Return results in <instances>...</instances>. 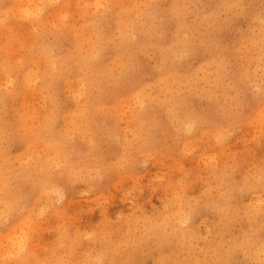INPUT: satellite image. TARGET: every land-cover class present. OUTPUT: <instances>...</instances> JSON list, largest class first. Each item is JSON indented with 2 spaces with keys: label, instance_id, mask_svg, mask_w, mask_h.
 Masks as SVG:
<instances>
[{
  "label": "rangeland",
  "instance_id": "374dc122",
  "mask_svg": "<svg viewBox=\"0 0 264 264\" xmlns=\"http://www.w3.org/2000/svg\"><path fill=\"white\" fill-rule=\"evenodd\" d=\"M28 1L32 2L34 7L35 4L39 2L46 3L47 0ZM24 2L25 0H0V151L4 152L2 153L1 151V158L5 160V165L7 164L6 168L11 170V173L6 170L8 187L11 185L7 189L6 195L9 194L8 197L12 200L14 198L11 199V197L16 192L22 198H18L12 203L14 204L12 209H6L8 215H6V219L4 217L0 218V228L5 227V230L2 229V233L5 234L6 232L7 236L6 239L0 237V258H4L8 264H17L18 261L22 263L25 261L24 264H175L176 262V264H180L185 256H189L188 252L180 245H177V242L175 245L174 242L163 237L166 232L162 228L168 224L167 222L172 220V223L170 222L167 225V228H170L169 230L167 229V232L173 231L174 228L178 234L187 232L184 239L191 244L188 248H192L195 251V255L199 254V257H203L206 260V256L211 254L207 257V262L202 260V264L221 263L217 258L216 260L213 258L215 254L211 252L210 246L217 243L221 248L223 246L224 249H228L231 243H239L243 237H247L249 240V244L245 245V252L242 249H238L232 253L231 257L234 258H230L225 264H264V260H262L264 259V240H262L264 239V234H262V231H264L262 229L264 227V215H262L264 214V203H262L264 202L262 201L264 200L262 198L264 196V183H262L264 182V178H262L264 177V168H262L264 167L262 166L264 165L262 164L264 163V90H262L264 89V0H102V3L99 4L96 3L97 0H49L44 9L42 8L38 15H33L32 17L31 15L28 16L25 11L23 12ZM17 5L20 6V9ZM137 7H142L143 9H138ZM148 7L152 10L147 11ZM56 9L59 12L58 16L53 14ZM135 10L140 11H137L139 13L136 14ZM178 12L181 13L179 14L180 16L177 15ZM131 14L133 17H131ZM3 15L5 16L3 17ZM120 15L124 17H120ZM206 15L208 18H206ZM210 16L212 17L211 19ZM60 17L61 19H58ZM126 17L127 19H125ZM207 19L209 22H207ZM55 21H57L56 24ZM133 24H135V27ZM85 27H89L90 31ZM47 29L48 31H46ZM122 29L127 34H124ZM150 30L153 33H150ZM84 31L87 32L88 40ZM190 32L191 34H189ZM81 33L83 34L81 35ZM98 33L104 36H98ZM175 33L181 35L178 36ZM90 34L91 37H89ZM132 35L134 38L136 37L135 40ZM58 37L59 39H57ZM98 42L100 43L99 45ZM122 42L124 43L121 44ZM125 44L130 45L132 48L128 47V45H126L127 47L124 46ZM198 44L199 46H196ZM84 46L91 48L88 50ZM103 46L104 48H102ZM172 46L175 47L173 48ZM181 47H184V49ZM191 47L193 48L191 49ZM83 48L89 52L83 50ZM109 48L111 51L113 50V53L109 51ZM182 50H184V53ZM79 51L80 54H78ZM137 51L138 53L140 52V56L137 55ZM98 52L100 53L98 54ZM92 53L93 55H91ZM126 53H128V57ZM252 53L253 55H251ZM161 56L164 57V61ZM90 57L94 59H90ZM99 57L102 58L100 59ZM223 57L224 59H222ZM45 58L59 62L63 59H69L70 64L67 66L69 71L65 70L67 79L66 76L62 79L53 74V80L56 78L52 82H57L58 84H52L51 82L48 85H46L43 77L36 81L33 80L32 78L38 75L39 72V75L45 74L43 62ZM78 59L89 60L88 62L92 65L94 63L93 66L100 64L103 68H107V72L112 71V74L110 73L112 77L104 80L101 79L100 73L95 75V72H93L91 73L92 79L94 76L97 78L98 75L99 78H97L95 84L91 85L92 83H88L87 80L88 75H83L82 71L79 70L80 67L76 63ZM129 59L133 62L130 63ZM171 59L174 61L173 63ZM116 66L120 67L116 68ZM137 66L139 67L137 68ZM10 68H12L11 72L8 73ZM129 71L133 78L129 77ZM124 75L126 76L124 77ZM122 77L123 79H121ZM164 77L166 79L169 78L167 79V84L170 85V90L163 88ZM42 79L44 83H42ZM130 79L131 81L129 82ZM136 79H138V82H135ZM195 80L198 81V85ZM82 81L86 85H80L83 83ZM100 81H102V84H100ZM108 82L111 83L108 84ZM68 83L69 85H67ZM126 83L129 84L127 85ZM193 83L195 84L194 86L192 85ZM53 85L54 87L52 88ZM174 85H176V88ZM93 87L94 91L92 92ZM182 88L184 92H182ZM191 90L193 91L191 92ZM208 91L209 93H207ZM82 92H85L83 93L84 95ZM90 94L92 96L93 94L95 95L92 97ZM111 95L113 97L110 98ZM138 96L145 98L143 103ZM99 97L102 99L101 101ZM134 97H138L137 99L141 103L138 104L139 100L134 99ZM175 97V102H172L171 99H175ZM178 97L181 99L180 101ZM183 97L188 100H184ZM121 98L122 100L125 99L124 102L121 101ZM128 98L129 101H134L135 105L131 101L126 104ZM156 98L157 100H155ZM148 100L150 105L144 104ZM185 101L187 103L190 101L192 104L188 105ZM159 102L160 104H158ZM176 102H178L177 105ZM142 104V108H147L145 109L146 112L141 109ZM186 104L189 109L185 106ZM87 105L88 107H96L101 114H97L99 111L95 112L96 108L91 114L90 112L87 113V109L84 108ZM220 105H223V109ZM136 107L137 109H135ZM180 108L184 109L180 110ZM138 109L141 112L143 111L139 119L134 116L135 111L141 113ZM81 110L84 113L79 118ZM177 112L179 115L181 112L183 118L181 115H177ZM166 113L170 119H168ZM91 115L99 116L95 117V120L91 118L85 120V117H91ZM201 117H204V121ZM191 118L195 119L196 125L193 126V129L187 126L188 129L186 127L183 131L182 124ZM173 120L176 124L173 123ZM207 120L211 121L208 123ZM91 121L94 122L91 123ZM96 122L98 124L94 125ZM90 123L92 126L89 125ZM148 124L151 126L149 127ZM139 126L146 129L143 130ZM94 127V132H92ZM90 128L92 129L90 130ZM132 130L134 131L132 132ZM140 131L143 133H140ZM137 133L140 135H137ZM188 141L192 143L189 144ZM191 148L193 151H191ZM224 155H226L225 160ZM195 162L197 163L195 164ZM253 163L256 164L254 165ZM252 168L254 169L252 170ZM256 171H259V173ZM160 175H162V178ZM40 180L42 182H39ZM254 180H257L256 183L258 184H256V187H259L258 190H253L255 188L252 187V189L250 185H247L248 183L245 184L249 181L253 183ZM244 184L248 188L245 189L243 187ZM51 185H56V188L52 189L53 191L50 190ZM240 188H243L241 193L239 191ZM21 190L23 191L21 192ZM22 193L24 194L23 196ZM0 196H2L1 193ZM259 198L262 200L257 201ZM19 199L21 203H19ZM204 199L205 201H203ZM255 199H257V202H255ZM247 203L249 204L246 205ZM229 204L231 205L230 207L228 206ZM258 205L261 209H258ZM248 206L249 208L247 209ZM231 207L235 210L237 209V214L232 213L233 209ZM219 209L222 213L219 212ZM257 209L259 212L256 211ZM13 214H15V217ZM220 214L225 216V220L221 219ZM244 214L246 216L243 217ZM25 218L29 222L24 224L22 219L25 220ZM176 220H179L178 223L175 222ZM253 220H255L254 223ZM235 222L236 224H234ZM161 224L163 226L160 229L158 226ZM176 224L179 226L177 227ZM255 227L260 228L258 231L260 236H262L261 238L253 237ZM14 232L18 233L15 234ZM19 232L21 237L18 236ZM18 237L22 241H17ZM10 238L11 240H9ZM66 240L68 243H66ZM258 240L260 241L258 242ZM23 242L26 245L24 247L25 252L22 250L23 246L20 248V244L22 243L21 245H23ZM251 242L252 244H250ZM17 244L19 250H21L19 252ZM248 247L249 249H247ZM180 248L182 249L180 250ZM1 256L4 257L2 258ZM211 258L215 261L214 263Z\"/></svg>",
  "mask_w": 264,
  "mask_h": 264
},
{
  "label": "bare ground",
  "instance_id": "6f19581e",
  "mask_svg": "<svg viewBox=\"0 0 264 264\" xmlns=\"http://www.w3.org/2000/svg\"><path fill=\"white\" fill-rule=\"evenodd\" d=\"M20 1H21V0H20ZM33 1H34V0H33ZM41 1H45V0H41ZM47 1H49V0H47ZM47 1H46V3H44V2H39V3L35 4V6L33 7V6H32V5H33L32 2H30V1H28V0H25V2H24V6H23V8H24V9H23V12L25 11V12L28 14V16L31 15V17H32L33 15H38V13H40V11L42 10V8L44 9L45 5H47V3H49V2H47ZM56 1H57V0H56ZM130 1H131V0H130ZM203 1H204V0H203ZM214 1H215V0H214ZM253 1H254V0H253ZM17 2H18V1H17ZM85 2H86V1H85ZM153 2H154V1H153ZM158 2H159V1H158ZM193 2H194V1H193ZM193 2H192V3H193ZM200 2H201V1H200ZM246 2H247V1H246ZM246 2H245V3H246ZM18 3H20V2H18ZM41 3H42V5H40ZM54 3H55V2H54ZM83 3H84V2H83ZM96 3H98V4H99V3H102V0H97ZM116 3H117V2H116ZM116 3H115V4H116ZM155 3H156V2H155ZM15 4H16V3H15ZM74 4H75V3H74ZM142 4H143V3H142ZM144 4H145V3H144ZM200 4H201V3H200ZM208 4H209V3H208ZM210 4H211V3H210ZM12 5H13V4H12ZM50 5H51V4H50ZM82 5H83V4H82ZM117 5H118V3H117ZM154 5H155V4H154ZM239 5H240V4H239ZM244 5H246V4H244ZM17 6H19V5H17ZM100 6H101V5H100ZM170 6H171V5H170ZM212 6H213V5H212ZM35 7H36V8H35ZM97 7H98V6H97ZM102 7H103V5H102ZM115 7H116V6H115ZM115 7H114V8H115ZM144 7H145V6H144ZM146 7H147V6H146ZM11 8H12V7H11ZM58 8H60V7H58ZM70 8H72V7H70ZM75 8H76V7H75ZM83 8H85V7H83ZM103 8H104V7H103ZM116 8H117V7H116ZM137 8H138V7H137ZM141 8H142V7H141ZM141 8H138V9H141ZM153 8H154V7H153ZM187 8H188V7H187ZM196 8H197V7H196ZM203 8H204V7H203ZM2 9H3V8H2ZM19 9H20V6H19ZM45 9H46V8H45ZM135 9H136V8H135ZM142 9H143V8H142ZM238 9H239V8H238ZM248 9H249V8H248ZM15 10H16V8H15ZM59 10H60V9H59ZM84 10H85V9H84ZM132 10H133V9H132ZM148 10L151 11L152 9L148 7L147 11H148ZM43 11H44V10H43ZM55 11H56V13H55ZM55 11H54L53 14H55V15L58 16V14H59L58 10L56 9ZM63 11H64V9H63ZM68 11L70 12V10H68ZM87 11H88V10H87ZM105 11H106V10H105ZM135 11H136V10H135ZM135 11H134V12H135ZM137 11H140V10H137ZM137 11H136V14L139 13V12L137 13ZM243 11H244V10H243ZM246 11H247V10H246ZM57 12H58V13H57ZM98 12H99V11H98ZM100 12H101V11H100ZM201 12H202V11H201ZM18 13H19V12H18ZM60 13H61V12H60ZM67 13H68V12H67ZM85 13H86V12H85ZM120 13H121V12H120ZM131 13H132V12H131ZM173 13H174V11H173ZM230 13H231V11H230ZM237 13H238V12H237ZM244 13H245V12H244ZM0 14H1V13H0ZM50 14H51V13H50ZM79 14H80V13H79ZM91 14H92V13H91ZM98 14H99V13H98ZM98 14H97V15H98ZM128 14H129V13H128ZM179 14H181V13L178 12L177 15L180 16ZM88 15H89V14H88ZM88 15H87V16H88ZM111 15H112V14H111ZM133 15H135V14H133ZM217 15H218V13H217ZM234 15H235V14H234ZM234 15H233V16H234ZM246 15H247V14H246ZM4 16H5V15H3V17H4ZM15 16H16V15H15ZM42 16H43V15H42ZM51 16H52V15H51ZM89 16H91V15H89ZM94 16H95V15H94ZM99 16H101V15H99ZM121 16H122V15H120V17H121ZM127 16H128V15H127ZM135 16H136V15H135ZM137 16H138V15H137ZM151 16H152V15H151ZM151 16H150V17H151ZM178 16H176V17H178ZM206 16H207V15H206ZM212 16H213V15H212ZM85 17H86V16H85ZM96 17H97V16H96ZM96 17H95V18H96ZM112 17H113V16H112ZM122 17H124V16H122ZM131 17H133L132 14H131ZM148 17H149V14H148ZM160 17H161V16H160ZM182 17H183V16H182ZM182 17H181V18H182ZM231 17H232V16H231ZM43 18H44V17H43ZM46 18H47V17H46ZM50 18H51V17H50ZM87 18H88V17H87ZM89 18H90V17H89ZM114 18H115V17H114ZM145 18H146V17H145ZM145 18H144V20H145ZM185 18H186V17H185ZM206 18H208V16H207ZM211 18H212V17L210 16V19H211ZM1 19H2V18H1ZM8 19H9V18H8ZM41 19H42V18H41ZM41 19H40V20H41ZM47 19H48V18H47ZM58 19H61V17L58 18ZM74 19H75V18H74ZM78 19H79V18H78ZM91 19H92V18H91ZM98 19H99V18H98ZM101 19H102V17H101ZM125 19H127V17H126ZM156 19H157V18H156ZM158 19H159V18H158ZM182 19H183V18H182ZM202 19H203V18H202ZM4 20H5V18H4ZM33 20H34V19H33ZM55 20H56V19H55ZM87 20H88V19H87ZM103 20H104V19H103ZM133 20H134V19H133ZM137 20H138V19H137ZM204 20H205V19H204ZM0 21H1V20H0ZM67 21H68V20H67ZM82 21H83V20H82ZM94 21H96V20H94ZM99 21H100V20H99ZM174 21H175V20H174ZM217 21H218V20H217ZM38 22L40 23V21H38ZM38 22H36V23L38 24ZM123 22H124V21H123ZM125 22H126V21H125ZM130 22H131V21H130ZM150 22H151V21H150ZM176 22H178V21H176ZM179 22H180V21H179ZM207 22H209L208 19H207ZM255 22H256V21H255ZM2 23H3V21H2ZM36 23H35V24H36ZM56 23H57V21H55V24H56ZM63 23H65V22H63ZM78 23H79V22H78ZM93 23H94V22H93ZM96 23H98V22H96ZM96 23H95V24H96ZM132 23H133V22H132ZM180 23H181V22H180ZM183 23H184V22H183ZM232 23H233V22H232ZM16 24H17V23H16ZM21 24H22V23H21ZM32 24H33V23H32ZM85 24H86V23H85ZM98 24H99V23H98ZM98 24H97V25H98ZM115 24H116V23H115ZM136 24H137V22H136ZM141 24H142V23H141ZM150 24H151V23H150ZM150 24H149V25H150ZM155 24H156V23H155ZM172 24H173V23H172ZM184 24H185V23H184ZM8 25H9V24H8ZM27 25H28V24H27ZM38 25H39V24H38ZM61 25H62V24H61ZM64 25H65V24H64ZM71 25H72V24H71ZM89 25H90V23H89ZM133 25H134V27H135V24H133ZM175 25H176V24H175ZM179 25H181V24H179ZM190 25H191V24H190ZM208 25H209V24H208ZM17 26H18V25H17ZM20 26H21V25H20ZM31 26H32V25H31ZM40 26H41V25H40ZM69 26H70V25H69ZM101 26H102V25H101ZM101 26H99V27H101ZM177 26H178V24H177ZM181 26H182V25H181ZM183 26H184V25H183ZM57 27H58V26H57ZM99 27H95V28L98 29ZM120 27H122V26H120ZM134 27H133V28H134ZM147 27H148V26H147ZM202 27H203V26H202ZM19 28H20V27H19ZM33 28H35V27H33ZM44 28H45V27H44ZM85 28H86V27H85ZM88 28H89V27H88ZM88 28H86V29L89 30ZM150 28H151V27H150ZM150 28H149V29H150ZM183 28L185 29V27H183ZM226 28H227V27H226ZM22 29H23V28H22ZM59 29H61V28H59ZM62 29H63V28H62ZM92 29H93V28H92ZM127 29H128V28H127ZM127 29H125V30H127ZM134 29H135V28H134ZM162 29H163V28H162ZM188 29H189V28H188ZM188 29H187V30H188ZM190 29H191V28H190ZM203 29H204V28H203ZM20 30H21V29H20ZM20 30H19V31H20ZM74 30H75V29H74ZM99 30H100V29H99ZM103 30H104V29H103ZM135 30H137V29H135ZM152 30H153V29H152ZM180 30H181V28H180ZM180 30H179V31H180ZM33 31H34V30H33ZM41 31H42V30H41ZM46 31H48V29H47ZM60 31H61V30H60ZM60 31H59V33H61ZM65 31H66V30H65ZM70 31H71V30H70ZM85 31H86V30H85ZM85 31H84V32H85ZM89 31H90V30H89ZM89 31H88V32H89ZM122 31H124V30L122 29ZM130 31H131V30H130ZM176 31H178V30H176ZM183 31L185 32V30H183ZM219 31H220V30H219ZM219 31H218V32H219ZM135 32H136V31H135ZM141 32H142V31H141ZM181 32H182V30H181ZM220 32H221V31H220ZM59 33H57V34H59ZM64 33H65V32H64ZM74 33H75V32H74ZM123 33H124V34H127L126 31H124ZM129 33H130V32H129ZM131 33H132V32H131ZM139 33H140V32H139ZM142 33H143V32H142ZM150 33H153V31L151 32V30H150ZM186 33H187V32H186ZM21 34H22V32H21ZM67 34H68V33H67ZM67 34H66V35H67ZM82 34H83V33H81V35H82ZM88 34H89V33H88ZM95 34H96V33H95ZM124 34H123V35H124ZM136 34H137V33H136ZM155 34H156V33H155ZM175 34H177V33H175ZM189 34H191V32H190ZM189 34H188V35H189ZM30 35H31V34H30ZM42 35H43V34H42ZM62 35H63V34H62ZM70 35H71V34H70ZM77 35H78V34H77ZM96 35H97V34H96ZM96 35H95V36H96ZM101 35H103V34H101ZM101 35H99V33H98V36H101ZM142 35H143V34H142ZM153 35H154V34H153ZM177 35L180 36L181 34H180V35L177 34ZM186 35H187V34H186ZM17 36H18V35H17ZM32 36H34V35H32ZM38 36H39V34H38ZM92 36H94V35H92ZM103 36H104V35H103ZM126 36H127V35H126ZM129 36H130V35H129ZM138 36H139V35H138ZM189 36H190V35H189ZM70 37H71V36H70ZM72 37L74 38V36H72ZM75 37H76V36H75ZM83 37H84V36H83ZM85 37H86V39H87V37H88V36H87V32H85ZM85 37H84V38H85ZM89 37H91V34H90ZM105 37H106V36H105ZM119 37H120V36H119ZM130 37H131V36H130ZM132 37H133V35H132ZM143 37H144V36H143ZM182 37H183V36H182ZM197 37H198V36H197ZM35 38H36V37H35ZM62 38H64V37H62ZM102 38L104 39V37H102ZM128 38H129V37H128ZM133 38H134V37H133ZM180 38H181V37H180ZM57 39H59V37H58ZM77 39H78V38H77ZM89 39H91V38H89ZM126 39H127V38H126ZM130 39H131V38H130ZM135 39H136V37L134 38V40H135ZM146 39H147V38H146ZM149 39H150V38H149ZM188 39H189V38H188ZM194 39H196V38H194ZM200 39H202V38H200ZM227 39H228V37H227ZM15 40H16V39H15ZM87 40H88V39H87ZM87 40H86V43H87ZM101 40H102V39H101ZM101 40H99V41L101 42ZM107 40H108V39H107ZM182 40H183V39H182ZM192 40H193V39H192ZM192 40H191V43H192ZM31 41H32V40H31ZM35 41H36V40H35ZM102 41H103V40H102ZM131 41H132V40H131ZM136 41H137V40H136ZM186 41H187V40H186ZM188 41H189V40H188ZM194 41H195V40H194ZM199 41H200V40H199ZM227 41H228V40H227ZM74 42H75V41H74ZM74 42H73V43H74ZM88 42H89V41H88ZM129 42H130V41H129ZM132 42H133V41H132ZM189 42H190V41H189ZM189 42H188V43H189ZM200 42H202V41H200ZM254 42H255V41H254ZM36 43H37V42H36ZM56 43H57V42H56ZM86 43H85V45H86ZM123 43H124V42H122L121 44H123ZM134 43H135V42H134ZM177 43H178V42H177ZM179 43H180V42H179ZM198 43H199V42H198ZM202 43H203V42H202ZM202 43H200V45H202ZM215 43H216V42H215ZM228 43H229V42H228ZM59 44H60V43H59ZM77 44H78V42H77ZM87 44H88V43H87ZM94 44H95V42H94ZM96 44H97V43H96ZM99 44H100V43L98 42V45H99ZM101 44H103V43H101ZM115 44H116V42H115ZM115 44H114V45H115ZM128 44H129V43H128ZM128 44H125L124 46H126V45H128ZM130 44H131V42H130ZM135 44H136V43H135ZM184 44H185V41H184ZM196 44H197V43H196ZM218 44H219V43H218ZM78 45H79V44H78ZM90 45H91V44H90ZM98 45H97V46H98ZM104 45H105V44H104ZM109 45H110V44H109ZM131 45H132V44H131ZM173 45H174V43H173ZM177 45H179V44H177ZM177 45H176V47H177ZM187 45H188V44H187ZM194 45H195V44H194ZM216 45H217V43H216ZM219 45H220V44H219ZM26 46H27V45H26ZM79 46H80V45H79ZM101 46H102V45H101ZM105 46H106V45H105ZM133 46H136V45H133ZM158 46H160V45H158ZM158 46H157V47H158ZM169 46H171V45L169 44ZM181 46H183V44H181ZM192 46H193V45H192ZM196 46H199V44L196 45ZM228 46H229V45H228ZM4 47H5V46H4ZM57 47H58V45H57ZM73 47H74V46H73ZM84 47L87 48V46H84ZM111 47H112V44H111ZM111 47H110V48H111ZM126 47H127V46H126ZM128 47H131V46L128 45ZM137 47H138V44H137ZM141 47H142V46H141ZM141 47H140V48H141ZM157 47H156V48H157ZM172 47H173V46H172ZM174 47H175V46H174ZM174 47H173V48H174ZM242 47H243V46H242ZM45 48H46V47H45ZM45 48H44V49H45ZM89 48H91V47L88 46L87 49L89 50ZM96 48H97V47H96ZM102 48H104V46H103ZM110 48H109V51L113 53V50L111 51L112 48H111V49H110ZM114 48H115V46H114ZM121 48H123V46H121ZM124 48H125V47H124ZM131 48H132V47H131ZM134 48H135V47H134ZM178 48L180 49L179 46H178ZM181 48H182V47H181ZM192 48H193V47H191V49H192ZM198 48H199V47H198ZM198 48H197V50H198ZM206 48H207V47H206ZM217 48H218V47H217ZM12 49H13V48H12ZM25 49H26V48H25ZM74 49H75V48H74ZM87 49H84V48H83V50H86V51H87ZM92 49H93V50H96V49H94V48H92ZM99 49H100V47H99ZM125 49H126V48H125ZM125 49H124V50H125ZM128 49H129V48H128ZM142 49H143V48H142ZM142 49H141V50H142ZM168 49L170 50V48H168ZM175 49H177V48H175ZM182 49H184V47H183ZM186 49H187V48H186ZM189 49H190V48H189ZM191 49H190V50H191ZM195 49H196V48H195ZM208 49H209V48H208ZM208 49H207V50H208ZM26 50H27V49H26ZM48 50H49V49H48ZM52 50H53V49H52ZM72 50H73V49H72ZM72 50H71V52H72ZM97 50H98V49H97ZM114 50H115V49H114ZM121 50H122V49H121ZM135 50H137V49H135ZM144 50H145V49H144ZM144 50H143V53H144ZM177 50H178V49H177ZM190 50H189V51H190ZM246 50H247V49H246ZM50 51H51V50H50ZM57 51H58V50H57ZM61 51H62V50H61ZM86 51H85V52H86ZM139 51H140V50H139ZM170 51H171V50H170ZM174 51H175V50H174ZM182 51H183V53H184V50H182ZM185 51H186V50H185ZM193 51L196 52V50H194V49H193ZM242 51H243V50H242ZM13 52H14V51H13ZM29 52H30V51H29ZM37 52H38V51H37ZM45 52H46V51H45ZM85 52H84V53H85ZM87 52H89V51H87ZM133 52H135V51H133ZM148 52H149V51H148ZM180 52H181V51H180ZM221 52H222V51H221ZM2 53H3V52H2ZM50 53H52V52H50ZM99 53H100V52H98V54H99ZM112 53H111V54H112ZM114 53H115V52H114ZM135 53H136V52H135ZM137 53H138V51H137ZM139 53H140V52H139ZM139 53H138L137 55H139ZM149 53H150V52H149ZM185 53H186V52H185ZM190 53H191V52H190ZM202 53H203V52H202ZM207 53H208V52H207ZM14 54H15V53H14ZM44 54H46V53H44ZM52 54H53V53H52ZM78 54H80V51H79ZM81 54H82V53H81ZM141 54H142V53H141ZM158 54H159V53H158ZM158 54H157V55H158ZM160 54H161V53H160ZM177 54H178V53H177ZM245 54H246V53H245ZM46 55H47V54H46ZM67 55H69V54H67ZM91 55H93V53H92ZM91 55H90V56H91ZM94 55H95V54H94ZM115 55H116V54H115ZM115 55H114V56H115ZM127 55H128V53H126V56H127ZM133 55L136 57L135 54H133ZM133 55H132V56H133ZM147 55H149V54L147 53ZM180 55L182 56V54H180ZM223 55H224V54H223ZM230 55H231V54H230ZM236 55H237V54H236ZM251 55H253V53H252ZM23 56H24V55H23ZM32 56H33V54H32ZM59 56H60V55H59ZM80 56H82V55H80ZM86 56H87V55H86ZM88 56H89V54H88ZM101 56H102V55H101ZM124 56H125V54H124ZM139 56H140V55H139ZM221 56H222V55H221ZM241 56H242V55H241ZM243 56H244V55H243ZM77 57H79V56H77ZM97 57H98V56H97ZM112 57H113V56H112ZM127 57H128V56H127ZM127 57H126V59L128 60ZM153 57H154V56H153ZM158 57H159V55H158ZM161 57H162V56H161ZM161 57H160V58H161ZM219 57H220V56H219ZM28 58H29V57H28ZM28 58H27V59H28ZM33 58H34V57H33ZM52 58H53V57H52ZM65 58H67V57H65ZM74 58H76V57H74ZM82 58H83V57H82ZM86 58H87V57H86ZM92 58H93V57H92ZM92 58L90 57V59H92ZM99 58H100V57H99ZM101 58H102V57H101ZM101 58H100V59H101ZM124 58H125V57H124ZM124 58H123V59H124ZM132 58L134 59V57H132ZM137 58H138V57H137ZM162 58H163V61H164V57H162ZM171 58H172V57H171ZM174 58H176V57H174ZM227 58H228V57H227ZM71 59H72V58H71ZM76 59H77V58H76ZM93 59H94V58H93ZM97 59H98V58H97ZM121 59H122V58H121ZM139 59H141V58H139ZM139 59H138V60H139ZM144 59H145V58H144ZM155 59H156V58H155ZM165 59H166V58H165ZM167 59H168V58H167ZM169 59H170V58H169ZM222 59H224V57H223ZM13 60H14V59H13ZM58 60H59V59H58ZM74 60H75V59H74ZM127 60H126V61H127ZM129 60H130V59H129ZM159 60H160V59H159ZM161 60H162V59H161ZM173 60H174V59H173ZM219 60H220V59H219ZM244 60H245V59H244ZM19 61H20V60H19ZM21 61H22V60H21ZM34 61H35V60H34ZM61 61H62V62H61ZM61 61L59 62V61H57V60H53V59L49 60V59L45 58V59L43 60V62H44V66H45V68H44V70H45L44 73H45V74H44V75H39L40 72L38 73V75L32 74V75H35L32 79L36 81V80L40 79L41 77H43V79H44L46 85H48L49 83L52 82L53 77H54L53 74L56 75V77H59V78L64 79L63 77H65L66 74H67V72L65 73V70H66V71H67V70L69 71V68L67 69V66L70 64V60H69V59H68V60L63 59V60H61ZM88 61H89V60H86V59H78V62H76L77 65H78V67H80L79 70L82 71L83 75H88V77H87L88 83H90V84L92 83L91 85L95 84V82L97 81V78H99V77H98L99 75L102 77L101 79H104V80L107 79L108 77H112V75H111V74H112V73H111L112 71H111V72H109V71L107 72V70H106L107 68H103V66H101L100 64H97L96 66H93L94 63H93V65H92V64L89 63ZM139 61H140V60H139ZM168 61H169V60H168ZM168 61H167V62H168ZM171 61H172V59H171ZM176 61H177V60H176ZM43 62H42V63H43ZM102 62H103V61H102ZM111 62H112V61H111ZM111 62H109V63H111ZM115 62H116V60H115ZM115 62H113V64H115ZM120 62H122V61L120 60ZM131 62H133V61L130 60V63H131ZM158 62H159V61H158ZM173 62H174V61H172V63H173ZM16 63H17V62H16ZM95 63H96V62H95ZM130 63H127V64H130ZM136 63H137V62H136ZM143 63H144V62H143ZM165 63H166V62H165ZM210 63H211V62H210ZM122 64H123V63H122ZM134 64H135V63H134ZM138 64H139V63H138ZM138 64H137V65H138ZM157 64H158V63H157ZM160 64H162V63L160 62ZM163 64H164V62H163ZM167 64H169V63H167ZM230 64H231V63H230ZM22 65H23V64H22ZM75 65H76V64H75ZM75 65H74V66H75ZM99 65H100V66H99ZM173 65H174V64H173ZM173 65H172V66H173ZM97 66H99V67H97ZM114 66H115V65H114ZM121 66H122V65H121ZM123 66H125V65L123 64ZM123 66H122V67H123ZM127 66H128V65H127ZM134 66H135V65H134ZM157 66H158V65H157ZM159 66H160V65H159ZM12 67H13V66H12ZM95 67H97V68H95ZM112 67H113V66H112ZM117 67H120V66H116V68H117ZM125 67H126V66H125ZM131 67H133V66H131ZM138 67H139V66H137V68H138ZM164 67H165V66H164ZM164 67H163V68H164ZM175 67H176V66H175ZM256 67H257V66H256ZM72 68H73V67H72ZM76 68H77V67H76ZM93 68H95V69H93ZM220 68H221V67H220ZM11 69H12V68L8 69V70H9L8 73L11 72ZM74 69H75V68H74ZM158 69H159V68H158ZM172 69H173V68H172ZM253 69H254V68H253ZM70 70H71V68H70ZM112 70H113V68H112ZM119 70H120V69H119ZM139 70H140V69H139ZM80 71H79V72H80ZM115 71H116V70H115ZM120 71H121V70H120ZM127 71H128V70H127ZM72 72H74V71H72ZM93 72H95V75H96L97 73H100V74L97 76V78L94 76L93 79H92V76H91L92 74H91V73H93ZM122 72H124V71H122ZM215 72H216V71H215ZM255 72H256V71H255ZM13 73H14V72H13ZM70 73H71V71H70ZM110 73H111V74H110ZM113 73H114V72H113ZM129 73H130V71H129ZM10 74H11V73H10ZM68 74H69V73H68ZM75 74H76V73H75ZM116 74H117V73H116ZM120 74H121V73H120ZM14 75H16V74H14ZM32 75H31V76H32ZM121 75H122V74H121ZM128 75H130L129 77H131V73L128 74ZM128 75H127V76H128ZM132 75H133V74H132ZM156 75H157V74H156ZM254 75H255V74H254ZM10 76H11V75H10ZM76 76H77V75H76ZM118 76H119V73H118ZM125 76H126V75H124V77H125ZM133 76H134V75H133ZM218 76H220V75H218ZM17 77H18V75H17ZM56 77H55V78H56ZM114 77H115V76H114ZM120 77H121V76H120ZM175 77H176V76H175ZM251 77H252V76H251ZM55 78H54L53 81H55ZM115 78H116V77H115ZM131 78H133V77H131ZM142 78H143V77H142ZM181 78H182V76H181ZM181 78H180V80H181ZM214 78H215V77H214ZM43 79H42V83H44ZM66 79H67V76H66ZM110 79H111V78H110ZM112 79H113V78H112ZM116 79H117V78H116ZM119 79H120V78H119ZM121 79H123V77H122ZM167 79H169V78H167ZM167 79H166L165 77L163 78V88H165V89H169V87H170V85L167 84V83H168V82H167ZM28 80H29V79H28ZM80 80H81V79H80ZM82 80L84 81V79H82ZM98 80H99V79H98ZM107 80H108V79H107ZM107 80H106V81H107ZM180 80H179V81H180ZM31 81H32V80H31ZM62 81H63V80H62ZM68 81H69V80H68ZM83 81H82V82H83ZM102 81H103V80H102ZM102 81H100V84H102ZM106 81H105V83H106ZM109 81H111V80H109ZM114 81H115V79H114ZM126 81H127V80H126ZM130 81H131V79L129 80V82H130ZM66 82H67V81H66ZM74 82H75V81H74ZM79 82H81V81H79ZM135 82H138V79H136ZM170 82H171V81H170ZM195 82H197V85L199 84L198 81L195 80ZM195 82H194V83H195ZM11 83H12V82H11ZM34 83H35V82H34ZM53 83L56 84L57 82H52V84H53ZM72 83H73V82H72ZM103 83H104V82H103ZM105 83H104V84H105ZM109 83H111V82H108V84H109ZM113 83H114V82H113ZM113 83H112V84H113ZM133 83H134V82H133ZM161 83H162V82H161ZM194 83L192 84L193 86L195 85ZM57 84H58V83H57ZM77 84H78V83H77ZM104 84H103V86H104ZM108 84H107V85H108ZM126 84H127V83H126ZM128 84H129V83H128ZM128 84H127V85H128ZM131 84H132V83H131ZM172 84H174V83H172ZM42 85H43V84H42ZM44 85H45V84H44ZM46 85H45V87H46ZM67 85H69V83H68ZM80 85H83V86H84V85H86V84H85V82H83V83L80 84ZM110 85H111V84H110ZM113 85H114V84H113ZM154 85H155V84H154ZM177 85H179V84H177ZM218 85H219V84H218ZM36 86H37V85H36ZM83 86H82V87H83ZM99 86H100V85H99ZM99 86H98V87H99ZM105 86H106V85H105ZM111 86H112V85H111ZM115 86H116V85H115ZM124 86H125V85H124ZM131 86H132V85H131ZM172 86H173V85H172ZM181 86L183 87V85H181ZM188 86H189V84H188ZM190 86H191V85H190ZM200 86H202V85H200ZM53 87H54V85L52 86V88H53ZM70 87H72V86H70ZM70 87H69V88H70ZM86 87H87V86H86ZM91 87H92V86H91ZM118 87H119V85H118ZM121 87H123V86L121 85ZM126 87L129 88L130 86H126ZM151 87H152V86H151ZM151 87H150V88H151ZM174 87L176 88V85H174ZM227 87H228V86H227ZM227 87H226V89H227ZM18 88H19V87H18ZM49 88H50V87H49ZM106 88L108 89V87H106ZM113 88H114V87H113ZM119 88H120V87H119ZM123 88H124V87H123ZM155 88H156V87H155ZM178 88H179V87H178ZM183 88H184V87H183ZM183 88H182L181 90H183ZM194 88H195V87H194ZM197 88H198V87H197ZM67 89H68V88H67ZM81 89H82V88H81ZM88 89H89V88H88ZM92 89H93V90H92ZM92 89H91V90H92V92H93V91H94V87H93ZM99 89H100V88H99ZM102 89H103V88H102ZM115 89H116V88H115ZM145 89H146V88H145ZM145 89H144V90H145ZM153 89H154V88H153ZM209 89H210V88H209ZM209 89H208V90H209ZM232 89H233V88H232ZM234 89H235V88H234ZM256 89H257V88H256ZM82 90H83V89H82ZM100 90H101V89H100ZM123 90H124V89H123ZM144 90H143V91H144ZM169 90H170V89H169ZM169 90H168V91H169ZM171 90H172V89H171ZM176 90H177V89H176ZM181 90H180V91H181ZM188 90H189V89H188ZM210 90H212V89H210ZM210 90H209V91H210ZM262 90H264V89H262ZM83 91H85V90H83ZM104 91H105V89H104ZM106 91H107V90H106ZM113 91H116V90H113ZM113 91H112V94H113ZM125 91H126V88H125ZM146 91H148V90H146ZM180 91H178V92H180ZM192 91H193V90H191V92H192ZM194 91H195V90H194ZM199 91H201V90L199 89ZM209 91H208L207 93H209ZM235 91H236V90H235ZM4 92L6 93V91H4ZM45 92H46V91H45ZM72 92H73V91H72ZM123 92H124V91H123ZM150 92H151V90H150ZM159 92H160V90H159ZM182 92H184V90H183ZM182 92H181V94H182ZM191 92H190V93H191ZM201 92H202V91H201ZM211 92H212V91H211ZM211 92H210V93H211ZM258 92H259V91H258ZM83 93H85V92H82V94H83ZM96 93L98 94L97 91H96ZM100 93H101V92H100ZM108 93H109V92H108ZM155 93H156V92H155ZM155 93H154V94H155ZM168 93H169V92H168ZM170 93H171V92H170ZM231 93H232V92H231ZM37 94H38V93H37ZM80 94H81V93H80ZM115 94H116V93H115ZM154 94H153V96H154ZM178 94H179V93H178ZM196 94H197V93H196ZM200 94H201V93H200ZM226 94H227V93H226ZM255 94H256V93H255ZM1 95H2V94H1ZM83 95H84V94H83ZM90 95H91V94H90ZM90 95H89V96H90ZM94 95H95V94H93V96H94ZM98 95H99V94H98ZM108 95H109V94H108ZM160 95H162V94H160ZM167 95H168V94H167ZM169 95L174 96V95H172V94H169ZM50 96H51V95H50ZM91 96H92V95H91ZM93 96H92V97H93ZM113 96H114V94H113ZM113 96L111 95L110 98L113 97ZM153 96H152V98H153ZM163 96H164V95H163ZM175 96H176V95H175ZM177 96H178V95H177ZM185 96H186V95H185ZM224 96H225V95H224ZM33 97H34V96H33ZM38 97H39V96H38ZM75 97H76V96H75ZM80 97H81V96H80ZM102 97H103V96H102ZM138 97H139V99L141 100V102L143 103L144 100H145V98H144V97H141V96H138ZM138 97H137V98H138ZM159 97H160V96H159ZM165 97H167V96H165ZM187 97H188V96H187ZM243 97H244V96H243ZM5 98H6V97H5ZM30 98H31V97H30ZM103 98H104V97H103ZM137 98L134 97V99L139 100V99H137ZM146 98H148V97H146ZM160 98H161V97H160ZM181 98H182V97H181ZM39 99H40V98H39ZM86 99H87V98H86ZM91 99H92V98H91ZM99 99H100V101L102 100L100 97H99ZM99 99H98V100H99ZM117 99H118V98H117ZM130 99H131V98H130ZM148 99H149V98H148ZM165 99H166V98H165ZM170 99H171V98H170ZM183 99H184V97H183ZM238 99H239V98H238ZM240 99H241V98H240ZM15 100H16V99H15ZM29 100H30V99H29ZM94 100H95V99H94ZM104 100H105V99H104ZM107 100H108V99H107ZM124 100H125V99H124ZM124 100H122V98H121V101L124 102ZM127 100H128V101H127L126 104H129L131 100L129 101V98H128ZM140 100H139L138 104L141 103ZM146 100H147V99H146ZM155 100H157V98H156ZM174 100H176V97H175V99H174V98L171 99L172 102H175ZM178 100L180 101L181 99L178 97ZM184 100L187 101L188 99L186 98V99H184ZM190 100H191V98H190ZM4 101H5V100H4ZM35 101H36V100H35ZM90 101H91V100H90ZM95 101H97V100H95ZM105 101H106V100H105ZM179 101H178V102H179ZM186 101H185V102H186ZM225 101H226V100H225ZM225 101H224V102H225ZM237 101H238V100H237ZM241 101H242V100H241ZM50 102H51V101H50ZM83 102H85V101H83ZM83 102H82V104H83ZM93 102H94V101H93ZM106 102H107V101H106ZM128 102H129V103H128ZM131 102H132V101H131ZM133 102H134V101H133ZM133 102H132V103H133ZM178 102H176V105H177ZM182 102H183V101H182ZM189 102H190V101H188V103H187V102H186V103H187L188 105H189V104L191 105L192 103H191V102L189 103ZM37 103H38V102H37ZM91 103H92V101H91ZM91 103H90V104H91ZM96 103H97V102H96ZM117 103H118V102H117ZM117 103H116V104H117ZM152 103H153V102H152ZM225 103H227V102H225ZM44 104H45V103H44ZM120 104H122V103H120ZM120 104H119V105H120ZM144 104H149V105H150L149 100H148L147 103H144ZM158 104H160V102H159ZM165 104H166V103H165ZM169 104H170V101H169ZM187 104H186L185 106H187ZM228 104H229V103H228ZM235 104H236V103H235ZM88 105H89V104H88ZM88 105H87V107H88ZM96 105H97V104H96ZM104 105H105V104H104ZM117 105H118V104H117ZM134 105H135V102H134ZM149 105H148V107H149ZM152 105H153V104H152ZM194 105H195V104H194ZM225 105H227V104H225ZM241 105H242V104H241ZM80 106H81V105H80ZM113 106H114V105H113ZM120 106H121V105H120ZM126 106H127V105H126ZM139 106H140V105H139ZM139 106H137V107H139ZM142 106H143V104L141 105V109H144V108H142ZM146 106H147V105H146ZM167 106H168V104H167ZM171 106H172V105H171ZM185 106H183V107L185 108ZM220 106H221V105H220ZM43 107H44V106H43ZM52 107H53V106H52ZM82 107H83V106H82ZM87 107L84 106V108L87 109V113L90 112V114H91L92 111L95 110V108H96V107H88V108H89V111H88V108H87ZM118 107H119V106H118ZM137 107H136L135 109H137ZM144 107H145V106H144ZM164 107H165V105H164ZM173 107H174V106H173ZM173 107H171V108H173ZM178 107H180V106L178 105ZM221 107H222V109H223V105H222ZM227 107H228V106H227ZM59 108H60V107H59ZM79 108H80V107H79ZM79 108H78V109H79ZM84 108H83V110H85ZM100 108H101V106H100ZM103 108H104V107H103ZM109 108H110V107H109ZM123 108H124V106H123ZM129 108H130V107H129ZM175 108H177V107H175ZM181 108H182V107H181ZM181 108H180V110H183V109H184V108H183V109H181ZM187 108H188V106H187ZM190 108H191V107H190ZM224 108H225V107H224ZM41 109H42V108H41ZM96 109H97V108H96ZM145 109H147V108H145ZM145 109H144V110H145ZM185 109H186V108H185ZM188 109H189V108H188ZM45 110H46V109H45ZM58 110H59V109H58ZM127 110H128V109H127ZM133 110H134V109H133ZM138 110H139V109H138ZM166 110H167V109H166ZM230 110H231V108H230ZM26 111H28V110H26ZM53 111H54V110H53ZM72 111H73V110H72ZM79 111H80V110H79ZM81 111H82V110H81ZM98 111H99V110L97 109L95 112H98ZM113 111H114V110H113ZM128 111H129V110H128ZM128 111H127V112H128ZM130 111H131V110H130ZM139 111H140V110H139ZM169 111H170V110H169ZM177 111H178V110H177ZM188 111H189V110H188ZM228 111H229V110H228ZM228 111H227V112H228ZM46 112H47V111H46ZM51 112H52V111H51ZM107 112H108V111H107ZM111 112H112V109H111ZM140 112H141V111H140ZM142 112H143V111H142ZM142 112L139 113V112H136V111H135V113H134V114H135V115H134L135 118L138 117V119H139V116H140V114H142ZM144 112H146V110H145ZM173 112H174V111H173ZM175 112H176V111H175ZM184 112H185V111H184ZM186 112H187V111H186ZM196 112H197V111H196ZM234 112H235V111H234ZM241 112H242V111H241ZM56 113H57V112H56ZM82 113H84V112L82 111V112L80 113L81 116L79 115V118L82 117ZM87 113H85V114H87ZM99 113H100V111H99L97 114H99ZM228 113H229V112H228ZM228 113H226V114L229 115ZM100 114H101V113H100ZM132 114H133V113H132ZM143 114H144V113H143ZM173 114H174V113H173ZM230 114H231V112H230ZM232 114H233V113H232ZM10 115H11V114H10ZM66 115H67V114H66ZM126 115H127V113H126ZM166 115H167V113H166ZM177 115H179L178 112H177ZM180 115H181V112H180ZM180 115H179V116H180ZM189 115H190V114H189ZM192 115H193V114H192ZM98 116H99V115H98ZM98 116H97V117H98ZM101 116H103V115H101ZM131 116H133V115H131ZM167 116H168V119H170V118H169V115H167ZM172 116H173V115H172ZM172 116H171V117H172ZM190 116H191V115H190ZM195 116H196V115H195ZM231 116H232V115H231ZM234 116H237V115H234ZM0 117H1V116H0ZM95 117H96V116H94V115H91V117L87 116V117H85V120H88V119H90V118L93 119V120H95ZM97 117H96V118H97ZM148 117H149V116H148ZM159 117H160V116H159ZM173 117H174V116H173ZM181 117H182V115H181ZM237 117H238V116H237ZM37 118H38V117H37ZM54 118H55V117H54ZM61 118H62V117H61ZM101 118H102V117H101ZM101 118H100V119H101ZM121 118H122V117H121ZM145 118H146V117H145ZM182 118H183V117H182ZM201 118H203L202 120L204 121V117H201ZM232 118H233V117H232ZM9 119H10V118H9ZM105 119H106V118H105ZM131 119H133V118L131 117ZM148 119L150 120V118H148ZM234 119H235V118H234ZM13 120H14V119H13ZM38 120H39V119H38ZM62 120H63V119H62ZM82 120H83V119H82ZM102 120H103V119H102ZM135 120H136V119H135ZM135 120H134V121H135ZM171 120H172V119H171ZM182 120H184V119H182ZM259 120H260V119H259ZM40 121H41V120H40ZM40 121H39V122H40ZM136 121H137V120H136ZM196 121H197V120H196ZM207 121H208V120H207ZM207 121H205V122H207ZM209 121H211V120H209ZM209 121H208V123H209ZM260 121H261V120H260ZM43 122H44V121H43ZM92 122H94V121H91V123H92ZM138 122L140 123L139 120H138ZM142 122H143V120H142ZM146 122H147V119H146ZM166 122H168V121H166ZM199 122L201 123V121H199ZM258 122H259V121H258ZM52 123H53V122H52ZM64 123H65V121H64ZM79 123H80V122H79ZM85 123H86V122H85ZM91 123H90L89 125L92 126ZM99 123H100V122H99ZM101 123H102V122H101ZM128 123H129V122H128ZM136 123H137V122H136ZM173 123H174V120H173ZM179 123H180V121H179ZM208 123H207V124H208ZM250 123H251V122H250ZM260 123H261V122H260ZM39 124H40V123H39ZM39 124H38V126H40ZM43 124H44V123H43ZM95 124H98V123L96 122V123H94V125H95ZM129 124H130V123H129ZM155 124H156V123H155ZM174 124H176V123H174ZM207 124H205V125H207ZM212 124H213V123H212ZM212 124H211V125H212ZM113 125H114V124H113ZM135 125H137V124H135ZM139 125H140V124H139ZM143 125H144V124H143ZM146 125H147V124H146ZM194 125H196V124H195V119H194V118L188 119L187 122H184V124H182V126H183L182 128H184L183 131L185 130V128H186L187 126H188V127H192V129H193V126H194ZM197 125H198V124H197ZM77 126H78V125H77ZM148 126H149V124H148ZM150 126H151V125H150ZM150 126H149V127H150ZM152 126H153V124H152ZM213 126H214V125H213ZM240 126H241V125H240ZM261 126H262V125H261ZM42 127H43V126H42ZM78 127H79V126H78ZM89 127H90V126H89ZM96 127H97V125H96ZM139 127L142 128L141 126H139ZM153 127H154V126H153ZM159 127H160V126H159ZM177 127H178V125H177ZM177 127H176V128H177ZM188 127H187V129H188ZM195 127H197V126H195ZM87 128H88V127H87ZM115 128H116V127H115ZM137 128H138V127H137ZM45 129H46V128H45ZM72 129H73V128H72ZM91 129H92V128H90V130H91ZM94 129H95V127L92 129V130H93L92 132H94ZM128 129H129V128H128ZM142 129H143V128H142ZM145 129H146V128H145ZM145 129H143V130H145ZM194 129H195V128H194ZM8 130H9V128H8ZM90 130H89V131H90ZM107 130H108V129H107ZM118 130H119V129H118ZM151 130H152V129H151ZM175 130H176V129H175ZM178 130H179V129H178ZM97 131H98V130H97ZM97 131H96V132H97ZM103 131H104V129H103ZM108 131H109V130H108ZM133 131H134V130H132V132H133ZM179 131H180V130H179ZM181 131H182V130H181ZM204 131H205V130H204ZM207 131H208V130H207ZM39 132H40V131H39ZM68 132H69V131H68ZM90 132H91V131H90ZM132 132H131V133H132ZM135 132H136V131H135ZM141 132H142V131H140V133H141ZM144 132H145V131H144ZM176 132H177V130H176ZM190 132L193 133L192 130H190ZM190 132H189V133H190ZM202 132H203V131H202ZM37 133H38V132H37ZM87 133H88V132H87ZM111 133H113V132H111ZM142 133H143V132H142ZM217 133H218V132H217ZM0 134H1V133H0ZM77 134H78V133H77ZM81 134H82V133H81ZM155 134H157V133H155ZM177 134H178V132H177ZM180 134H181V133H180ZM203 134H204V133H203ZM79 135H80V134H79ZM137 135H140V134L137 133ZM137 135H136V136H137ZM178 135H179V134H178ZM247 135H249V134L247 133ZM0 136H1V135H0ZM6 136H7V135H6ZM67 136H68V135H67ZM184 136H186V135H184ZM184 136H183V137H184ZM212 136H213V135H212ZM221 136H222V135H221ZM223 136H224V135H223ZM28 137H29V136H28ZM42 137H43V136H42ZM105 137H106V136H105ZM213 137H214V136H213ZM224 137H225V136H224ZM226 137H227V136H226ZM237 137H238V136H237ZM254 137H255V136H254ZM111 138H112V137H111ZM140 138H141V137H140ZM147 138H148V137H147ZM239 138H241V137H239ZM38 139H39V138H38ZM75 139H76V138H75ZM188 139H189V138H188ZM220 139H221V138H220ZM236 139H237V138H236ZM261 139H262V138H261ZM192 140H193V139H192ZM224 140H225V139H224ZM226 140H227V138H226ZM175 141H176V140H175ZM184 141H185V140H184ZM193 141H194V140H193ZM260 141H261V140H260ZM186 142H187V141H186ZM253 142H254V141H253ZM255 142H258V141H255ZM71 143H72V142H71ZM188 143L190 144V143H192V142H189V141H188ZM188 143H186V144H188ZM200 143H201V142H200ZM221 143H222V140H221ZM236 143H237V142H236ZM240 143H241V142H240ZM246 143H247V142H246ZM138 144H139V143H138ZM194 144H195V143H194ZM231 144H233V143H231ZM238 144H239V143H238ZM80 145H81V144H80ZM80 145H79V146H80ZM98 145H99V144H98ZM183 145H185V144L183 143ZM247 145H248V144H247ZM131 146H132V145H131ZM187 146L189 147V145H187ZM219 146H220V145H219ZM244 146H245V145H244ZM3 147H4V146H3ZM191 147L193 148V145H192V144H191ZM223 147H224V146H223ZM245 147H246V146H245ZM58 148H60V147H58ZM61 148H62V147H61ZM71 148H72V147H71ZM128 148H129V147H128ZM131 148H132V147H131ZM192 148H191V151H193ZM216 148H217V147H216ZM221 148H222V147H221ZM239 148H240V147H239ZM10 149H11V148H10ZM63 149H64V148H63ZM72 149H73V148H72ZM115 149H117V148H115ZM255 149H256V148H255ZM64 150H65V149H64ZM153 150H154V149H153ZM164 150H165V148H164ZM188 150H189V148H188ZM207 150H208V149H207ZM1 151H2V150H1ZM1 151H0V193L2 194V196H0V205H1V207H0V208H1V211H0V218H1V217H4V218H5L6 215H7V213H6V209H7V210H8V208H9V210L12 209V208L14 207V204H12V203L15 202L16 199L21 198V197L19 196V194H17L16 192H14V194H13L12 197H11V199H12V198H14V199L10 200V197H8L9 194L6 195V192L8 191L7 189L11 187V185H9L10 187H8V183H7V180H6V178H7V177H6V170H7L9 173H11V172H10L11 170H10V168H9V169L6 168V165H7V164L5 165V160H3V159L1 158V157H2L1 154L4 153V152L2 151V153H1ZM57 151H58V150H57ZM186 151H187V150H186ZM214 151H215V150H214ZM258 151H259V150H258ZM58 152H59V151H58ZM143 152H144V151H143ZM235 152H236V151H235ZM64 153H65V152H64ZM91 153H92V152H91ZM202 153H203V152H202ZM210 153L212 154V152H210ZM232 153H233V152H232ZM236 154H237V153H236ZM28 155H29V154H28ZM64 155H65V154H64ZM67 155H68V154H67ZM184 155H186V154H184ZM203 155H204V153H203ZM234 155H235V154H234ZM257 155H258V154H257ZM5 156H6V155H5ZM23 156H24V155H23ZM29 156H30V155H29ZM29 156H28V157H29ZM61 156H63V155H61ZM65 156H66V155H65ZM121 156H122V155H121ZM210 156H212V155H210ZM225 156H226V155H224V160H225V158H226ZM25 157H26V156H25ZM79 157H80V156H79ZM154 157H155V156H154ZM169 157L171 158V156H169ZM47 158H48V157H47ZM51 159H52V158H51ZM80 159H81V158H80ZM87 159H88V158H87ZM145 159H146V158H145ZM159 159H160V158H159ZM187 159H188V157H187ZM199 159H200V158H199ZM219 159H220V158H219ZM222 159H223V158H222ZM244 159H245V158H244ZM64 160H65V159H64ZM101 160H102V159H101ZM148 160H149V159H148ZM176 160H177V159H176ZM192 160H193V159H192ZM25 161H26V160H25ZM57 161H58V159H57ZM84 161H85V160H84ZM96 161H97V160H96ZM128 161H129V160H128ZM144 161H145V160H144ZM166 161H167V160H166ZM166 161H163V162H166ZM221 161H222V160H221ZM22 162H23V161H22ZM172 162H174V161H172ZM191 162H192V161H191ZM197 162H198V161H197ZM197 162H195V164H196ZM226 162H228V161H226ZM6 163H7V162H6ZM153 163H154V162H153ZM158 163H159V162H158ZM224 163H225V161H224ZM240 163H241V162H240ZM257 163H258V162H257ZM58 164H59V163H58ZM60 164H61V163H60ZM101 164H103V162H101ZM143 164H144V163H143ZM143 164H142V165H143ZM161 164H162V162H161ZM161 164H160V165H161ZM178 164H179V163H178ZM184 164H185V163H184ZM184 164H183V165H184ZM207 164H208V163H207ZM253 164H254V163H253ZM255 164H256V163H255ZM255 164H254V165H255ZM258 164H259V163H258ZM262 164H264V163H262ZM9 165H10V164H9ZM164 165H165V164H164ZM76 166H77V165H76ZM178 166H179V165H178ZM222 166H223V164H222ZM262 166H264V165H262ZM7 167H8V166H7ZM9 167H10V166H9ZM70 167H71V166H70ZM95 167H96V166H95ZM102 167H103V166H102ZM151 167H152V166H151ZM166 167H167V166H166ZM173 167H175V166H173ZM176 167H177V166H176ZM220 167H221V166H220ZM223 167H225V166H223ZM260 167H261V165H260ZM51 168H52V167H51ZM71 168H72V167H71ZM80 168H81V167H80ZM163 168H164V167H163ZM171 168H172V167H171ZM194 168H195V167H194ZM205 168L207 169V167H205ZM213 168H214V167H213ZM215 168H216V166H215ZM250 168H251V167H250ZM256 168H257V167H256ZM262 168H264V167H262ZM262 168H261V169H262ZM11 169H12V168H11ZM13 169H14V168H13ZM55 169H57V168H55ZM161 169H162V168H161ZM161 169H160V170H161ZM184 169H185V168H184ZM184 169H183V170H184ZM221 169H222V168H221ZM224 169H225V168H224ZM253 169H254V168H252V170H253ZM259 169H260V168H259ZM38 170H39V169H38ZM99 170H100V169H99ZM101 170H102V169H101ZM179 170H180V169H179ZM191 170H192V169H191ZM191 170H190V171H191ZM14 171H17V170H14ZM202 171H203V170H202ZM261 171H262V170H261ZM12 172H13V171H12ZM54 172H55V171H54ZM59 172H60V170H59ZM185 172H186V171H185ZM192 172H193V171H192ZM248 172H249V171H248ZM256 172H257V171H256ZM55 173H56V172H55ZM98 173H99V172H98ZM120 173H121V172H120ZM162 173H163V172H162ZM165 173H166V172H165ZM201 173H202V172H201ZM257 173H259V171H258ZM79 174H80V173H79ZM85 174H86V173H85ZM93 174H94V173H93ZM137 174H138V173H137ZM155 174H156V173H155ZM163 174H164V173H163ZM172 174H173V173H172ZM182 174H183V173H182ZM187 174H188V173H187ZM14 175H15V174H14ZM14 175H13V177H14ZM19 175H20V173H19ZM19 175H18V176H19ZM75 175H77V174H75ZM95 175H96V174H95ZM180 175H181V174H180ZM185 175H186V174H185ZM18 176H16V177H18ZM77 176H78V175H77ZM160 176H161V178H162V175H160ZM182 176H183V175H182ZM188 176H189V175H188ZM11 177H12V175H11ZM19 177H20V176H19ZM170 177H171V176H170ZM172 177H173V176H172ZM225 177H226V176H225ZM261 177H262V176H261ZM8 178H9V177H8ZM14 178H15V177H14ZM133 178H134V177H133ZM181 178H183V177H181ZM181 178H179V179H181ZM187 178H188V177H187ZM187 178H186V179H187ZM262 178H264V177H262ZM12 179H13V178H12ZM19 179H21V178H19ZM36 179H37V178H36ZM51 179H52V178H51ZM100 179H101V178H100ZM175 179H176V178H175ZM177 179H178V178H177ZM219 179H220V178H219ZM17 180H18V179H17ZM41 180L43 181L42 178H41ZM41 180H40L39 182H42ZM120 180H121V178H120ZM37 181H38V180H37ZM79 181H80V180H79ZM163 181H164V180H163ZM15 182H16V181H15ZM32 182H33V181H32ZM120 182H121V181H120ZM191 182H192V181H191ZM193 182H194V181H193ZM256 182H257V180H254V181H253L254 185H253V183H252L251 181L246 182L245 184L248 183L247 185H250L251 188H252V187L255 188V189L252 188L253 190H258L259 187H256V184H258V183H256ZM16 183H17V182H16ZM45 183H46V181H45ZM45 183H44V184H45ZM48 183H49V181H48ZM48 183H47V184H48ZM177 183H178V182H177ZM197 183H198V182H197ZM249 183H251V184H249ZM262 183H264V182H262ZM17 184H18V183H17ZM163 184H164V183H163ZM181 184H182V183H181ZM200 184H201V183H200ZM227 184H228V183H227ZM245 184L243 185V187H245V189H246V188H248V186L246 187ZM100 185H101V184H100ZM115 185H116V184H115ZM133 185H134V184H133ZM195 185H196V184H195ZM204 185H205V184H204ZM252 185H253V186H252ZM261 185H262V184H261ZM20 186H21V185H20ZM55 186H56V185H55ZM55 186H52V185H51L50 190L55 189V188H56ZM130 186H131V185H130ZM158 186H159V185H158ZM175 186H176V185H175ZM175 186H174V188H175ZM13 187H14V186H13ZM18 187H19V186H18ZM49 187H50V186H49ZM57 187H58V186H57ZM132 187H133V186H132ZM160 187H161V186H160ZM182 187H183V186H182ZM260 187H261V186H260ZM15 188H16V187H15ZM140 188H141V187H140ZM150 188H152V187H150ZM172 188H173V186H172ZM187 188H188V187H187ZM190 188H191V187H190ZM195 188H196V187H195ZM18 189H19V188H18ZM21 189H23V188H21ZM88 189H89V188H88ZM241 189H243V188H240V190H239L240 193H241ZM12 190H13V189H12ZM79 190H80V189H79ZM82 190H83V189H82ZM170 190H171V189H170ZM177 190H178V189H177ZM197 190H198V189H197ZM247 190H248V189H247ZM22 191H23V190H21V192H22ZM52 191H53V190H52ZM242 191H243V190H242ZM244 191H245V190H244ZM74 192H75V191H74ZM84 192H85V191H84ZM172 192H173V191H172ZM175 192H176V191H175ZM219 192H220V191H219ZM247 192H248V191H247ZM41 193H42V192H41ZM62 193H63V192H62ZM79 193H81V192H79ZM79 193H78V194H79ZM103 193H104V192H103ZM201 193H202V192H201ZM214 193H215V192H214ZM48 194H49V193H48ZM50 194H51V193H50ZM198 194H199V193H198ZM23 195H24V194L22 193V196H23ZM44 195H45V193H44ZM168 195H170V194H168ZM230 195H231V194H230ZM6 196H7V197H6ZM62 196H63V195H62ZM198 196H199V195H198ZM253 196H254V195H253ZM97 197H98V196H97ZM170 197H171V196H170ZM225 197H226V196H225ZM229 197H230V196H229ZM42 198H43V197H42ZM92 198H93V197H92ZM166 198H167V197H166ZM183 198H184V197H183ZM233 198L235 199V197H233ZM262 198H264V196H262ZM21 199H22V198H21ZM56 199H58V198L56 197ZM69 199H70V198H69ZM201 199H202V198H201ZM260 199H261V198H259L258 200L255 199V202L259 201ZM51 200H53V199H51ZM103 200H104V199H103ZM103 200H102V201H103ZM168 200H169V199H168ZM224 200H225V199H224ZM224 200H223V201H224ZM256 200H257V201H256ZM261 200H262V199H261ZM18 201H19V203H21V200H20V199H19ZM36 201H37V200H36ZM48 201H49V200H48ZM59 201H60V200H59ZM203 201H205V199H204ZM223 201H222V202H223ZM226 201H227V200H226ZM235 201H236V200H235ZM262 201H264V200H262ZM262 201H261V202H262ZM99 202H100V201H99ZM169 202H170V201H169ZM207 202H208V201H207ZM230 202H231V201H230ZM245 202H246V201H245ZM255 202H254V203H255ZM22 203H23V202H22ZM36 203H37V202H36ZM47 203H48V202H47ZM50 203H51V202H50ZM57 203H58V202H57ZM66 203H67V202H66ZM233 203H235V202H233ZM259 203H260V202H259ZM262 203H264V202H262ZM55 204H56V201H55ZM68 204H69V203H68ZM236 204H237V203H236ZM248 204H249V203H247L246 205H248ZM256 204H257V203H256ZM39 205H40V204H39ZM43 205H44V203H43ZM102 205H103V204H102ZM185 205H186V203H185ZM204 205H205V204H204ZM44 206H45V205H44ZM50 206H52V205H50ZM169 206H170V205H169ZM228 206L230 207L231 205L229 204ZM228 206H227V207H228ZM237 206H238V205H237ZM249 206H250V205H249ZM249 206L247 207V209L249 208ZM253 206H254V205H253ZM59 207H60V206H59ZM162 207H163V206H162ZM255 207H256V206H255ZM257 207H258V209L260 208L259 205H258ZM37 208H38V207H37ZM41 208H42V207H41ZM41 208H40V210H41ZM48 208H49V207H48ZM48 208H47V209H48ZM51 208H52V207H51ZM168 208H169V207H168ZM184 208H185V207H184ZM231 208H232V207H231ZM231 208H230V209H231ZM182 209H183V208H182ZM230 209H229V210H230ZM232 209H233V208H232ZM255 209H256V208H255ZM258 209H257L256 211H258ZM260 209H261V208H260ZM31 210H32V209H31ZM152 210H153V209H152ZM186 210H187V209H186ZM219 210H220V209H219ZM251 210H252V208H251ZM253 210H254V208H253ZM19 211H20V210H19ZM41 211L44 212L43 209H42ZM63 211H64V209H63ZM68 211H69V210H68ZM153 211H154V210H153ZM165 211H166V210H165ZM261 211H262V210H261ZM8 212H9V211H8ZM13 212H14V211H13ZM66 212H67V211H66ZM155 212H156V211H155ZM162 212H163V211H162ZM166 212H167V211H166ZM203 212H204V211H203ZM219 212H221V210H220ZM258 212H259V211H258ZM14 213H15V212H14ZM22 213H23V212H22ZM147 213H148V212H147ZM156 213H157V212H156ZM156 213H155V214H156ZM159 213H160V211H159ZM221 213H222V212H221ZM232 213L237 214V209H236V210L233 209ZM243 213H244V211H243ZM252 213H253V212H252ZM139 214H140V213H139ZM199 214H200V213H199ZM201 214H202V213H201ZM217 214L219 215V213H217ZM238 214H239V213H238ZM241 214H242V213H241ZM255 214H256V213H255ZM255 214H254V216H255ZM260 214H261V213H260ZM13 215H14V217H15V214H13ZM13 215H12V216H13ZM22 215H23V214H22ZM148 215H149V214H148ZM160 215H161V214H160ZM213 215H215V214H213ZM220 215H221V216H220L221 219L225 220V216H223L222 214H220ZM262 215H264V214H262ZM7 216H8V215H7ZM229 216H230V215H229ZM232 216H233V215H232ZM244 216H246V215L244 214L243 217H244ZM20 217H21V216H20ZM66 217H67V216H66ZM108 217H109V216H108ZM108 217H107V218H108ZM169 217H170V216H169ZM182 217H183V215H182ZM186 217H188V216H186ZM205 217H207V216H205ZM230 217H231V216H230ZM230 217H229V218H230ZM243 217H242V218H243ZM256 217H257V216H256ZM256 217H255V219H256ZM4 218H3V220L5 221L6 218H5V219H4ZM155 218H156V217H155ZM173 218H174V217H173ZM212 218H213V217H212ZM235 218H236V216H235ZM238 218H239V217H238ZM259 218H260V217H259ZM1 219H2V218H1ZM9 219H10V218H9ZM29 219H30V218H29ZM111 219H112V218H111ZM146 219H147V218H146ZM176 219H177V218H176ZM182 219H186V218H182ZM201 219H202V218H201ZM245 219H246V218H245ZM170 220H171V219H170ZM174 220H175V218H174ZM227 220H228V218H227ZM258 220H259V219H258ZM64 221H65V220H64ZM141 221H142V220H141ZM171 221H172V220H171ZM171 221H170V222H171ZM178 221H179V220H176L175 222L178 223ZM182 221H183V220H182ZM200 221H201V220H200ZM202 221H203V220H202ZM233 221H234V220H233ZM242 221H243V220H242ZM254 221H255V220H253V223H254ZM2 222H3V221H2ZM5 222H7V221H5ZM22 222L25 224V223H27V222H29V221L25 218V220L22 219ZM30 222H31V221H30ZM170 222H167V223H168L167 225H169ZM175 222H174V223H175ZM183 222H185V221H183ZM246 222H247V221H246ZM3 223H4V222H3ZM62 223H63V222H62ZM65 223H66V222H65ZM105 223H106V222H105ZM111 223H112V222H111ZM171 223H172V222H171ZM198 223H199V222H198ZM202 223H203V222H202ZM211 223H212V222H211ZM211 223H209V224H211ZM243 223H245V222L243 221ZM256 223H258V222L256 221ZM40 224H41V223H40ZM100 224H101V223H100ZM108 224H109V223H108ZM141 224H142V223H141ZM181 224H182V222H181ZM227 224H228V222H227ZM234 224H236V222H235ZM240 224H241V223H240ZM246 224H247V223H246ZM249 224H251V223H249ZM28 225H29V224H28ZM73 225H74V224H73ZM167 225H166V226L164 225V227L162 228V230L166 232V234H163V237H166L167 240L174 242L175 245H176V242H177V245H180V247H182L183 249H185V251H187V252H188L187 254L189 255V256H185V257L183 258V261H182L180 264H202L201 262H203L202 260H204V258H203V257H199V256H198L199 254L195 255V253H194L195 251H193L192 248H188L191 244H189L188 242H186L185 239H184V237L187 235V234H186L187 232H181V234H178V232H177L176 230H174L175 228L173 229V231H168V232H167V229H168V228H167V227H168ZM176 225H177V224H176ZM196 225H198V224H196ZM203 225H205V224H203ZM229 225H230V224H229ZM251 225H252V224H251ZM253 225H254V224H253ZM144 226H145V225H144ZM162 226H163V224H161L160 226H158V228L161 229ZM171 226H172V225H171ZM171 226H170V227H171ZM178 226H179V225H177V227H178ZM29 227H30V226H29ZM126 227H127V226H126ZM141 227H142V226H141ZM197 227H198V226H197ZM202 227H203V226H202ZM4 228H5V227H4ZM4 228H0V237H1V238L4 237L3 239H6V238H7V236H6V232H5V234L2 233V229H4ZM64 228H65V227H64ZM115 228H116V227H115ZM127 228H128V227H127ZM171 228H172V227H171ZM204 228H205V227H204ZM24 229H25V228H24ZM59 229H60V228H59ZM116 229H117V228H116ZM128 229H129V228H128ZM139 229H140V228H139ZM169 229H170V228H169ZM169 229H168V230H169ZM196 229H197V228H196ZM215 229H216V228H215ZM230 229H231V228H230ZM259 229H260V228H257V227L254 228V232H253V233H254V235H253L254 238H257V239H258L259 237H260V238L262 237V236H260V232L258 231ZM262 229H264V227H262ZM262 229H261V230H262ZM4 230H5V229H4ZM8 230H9V229H8ZM22 230H23V229H22ZM26 230H27V227H26ZM36 230H37V229H36ZM137 230H138V229H137ZM171 230H172V229H171ZM179 230H180V229H179ZM209 230H210V229H209ZM220 230H221V229H220ZM10 231H12V230H10ZM23 231L25 232V230H23ZM117 231H118V230H117ZM123 231H125V230H123ZM38 232H39V231H38ZM91 232H92V231H91ZM197 232H198V231H197ZM213 232H214V231H213ZM14 233H15V232H14ZM16 233H18V232H16ZM16 233H15V234H16ZM75 233H76V232H75ZM113 233H114V232H113ZM140 233H141V232H140ZM151 233H154V232H151ZM198 233H199V232H198ZM90 234H91V233H90ZM94 234H95V233H94ZM107 234H108V232H107ZM107 234H106V235H107ZM115 234H116V233H115ZM156 234H157V233H156ZM185 234H186V235H185ZM242 234H243V233H242ZM262 234H264V231H262ZM7 235H8V231H7ZM10 235H11V234H10ZM38 235H39V234H38ZM95 235H96V234H95ZM106 235H105V236H106ZM126 235H127V232H126ZM135 235H136V234H135ZM243 235H244V234H243ZM18 236H20V232H19V235H18ZM22 236L24 237V235H22ZM60 236H61V235H60ZM120 236H121V235H120ZM155 236H156V235H155ZM13 237H14V236H13ZM20 237H21V236H20ZM62 237H63V236H62ZM118 237H119V236H118ZM127 237H128V236H127ZM202 237H203V236H202ZM248 237H249V236H248ZM18 238H19V237H18ZM31 238H32V237H31ZM97 238H98V237H97ZM160 238H161V236H160ZM193 238H194V237H193ZM15 239H16V237H15ZM84 239H85V238H84ZM249 239H250V238H249ZM9 240H11V238H10ZM80 240H81V239H80ZM150 240H151V239H150ZM158 240H159V238H158ZM176 240H177V241H176ZM250 240H251V239H250ZM252 240H253V239H252ZM262 240H264V239H262ZM5 241H6V240H5ZM15 241H16V240H15ZM17 241H22V240H20V238H19V239H17ZM17 241H16V242H17ZM32 241H33V240H32ZM78 241H79V240H78ZM116 241H118V240H116ZM121 241H122V240H121ZM121 241H120V242H121ZM127 241H128V240H127ZM199 241H200V240H199ZM259 241H260V240H258V242H259ZM63 242H65V241H63ZM92 242H93V241H92ZM9 243H11V242L9 241ZM30 243H31V242H30ZM66 243H68L67 240H66ZM124 243H125V242H124ZM174 243H172V244L174 245ZM200 243H201V242H200ZM213 243H214V242H213ZM247 243L249 244V240L247 239V237H246V238L243 237L241 242H239V243H238V242H233V243H231L230 248H228V249H224L223 246H222V248H221L217 243H215L214 245L210 246L209 248H211V250H212L211 252H213V254H215V256H213V258H215V260H216V258H217V260H219V261L221 262L220 264H225V262L229 261L230 258H234V257H231V256H232V253L236 252L238 249H240V250L242 249V250L245 252L244 249H245V245H247ZM12 244H13V243H12ZM21 244H22V243H21ZM21 244H20V248H21L22 246H23V248L26 247L25 242H23V245H21ZM32 244H34V243H32ZM250 244H252V242H251ZM9 245H10V244H9ZM15 245H16V244H15ZM66 245H67V244H66ZM125 245H127V244H125ZM173 245H171V246H173ZM195 245H196V244H195ZM227 245H228V244H227ZM253 245H254V244H253ZM13 246H14V245H13ZM34 246H35V245H34ZM146 246H147V245H146ZM149 246H150V245H149ZM161 246H162V244H161ZM164 246H165V245H164ZM164 246H163V247H164ZM1 247H2V246H1ZM10 247H11V246H10ZM254 247H255V246H254ZM6 248H7V247H6ZM6 248H5V249H6ZM15 248H16V246H15ZM17 248H18V244H17ZM23 248H22V250L24 251L25 248H24V249H23ZM32 248H33V247H32ZM53 248H55V247H53ZM84 248H85V247H84ZM107 248H108V247H107ZM117 248H119V247H117ZM151 248H152V247H151ZM174 248H175V247H174ZM182 248H180V250H181ZM197 248H198V247H197ZM226 248H227V247H226ZM261 248H262V247H261ZM261 248H260V249H261ZM119 249H120V248H119ZM141 249H142V248H141ZM247 249H249V247H248ZM257 249H258V248H257ZM6 250H7V249H6ZM73 250H74V248H73ZM100 250H101V248H100ZM136 250H137V249H136ZM175 250H176V248H175ZM0 251H1V249H0ZM19 251H21V250H19V248H18V252H19ZM51 251H52V250H51ZM65 251H66V250H65ZM75 251H76V250H75ZM89 251H90V250H89ZM119 251H120V250H119ZM201 251H202V250H201ZM250 251H251V250H250ZM24 252H25V251H24ZM24 252H23V253H24ZM244 252H243V253H244ZM247 252H248V250H247ZM3 253H4V252H3ZM21 253H22V252H21ZM37 253H38V252H37ZM79 253H80V252H79ZM88 253H89V252H88ZM121 253H122V252H121ZM121 253H120V254H121ZM140 253H141V252H140ZM68 254H69V253H68ZM92 254H93V253H92ZM92 254H91V256H92ZM249 254H250V252H249ZM0 255H1V252H0ZM2 255H3V254H2ZM69 255H70V254H69ZM210 255H211V254H210ZM210 255H208V256H210ZM245 255H246V254H245ZM121 256H122V255H121ZM123 256H124V255H123ZM204 256H205V255H204ZM208 256H206V260H207V257H208ZM229 256H230V257H229ZM260 256H261V255H260ZM1 257H2V256H1ZM3 257H4V256H3ZM3 257H2V258H3ZM22 257H23V256H22ZM22 257H20V258H22ZM115 257H116V256H115ZM155 257H156V255H155ZM240 257H241V256H240ZM240 257H238V258H240ZM54 258H55V257H54ZM146 258H147V256H146ZM209 258H210V257H209ZM3 259H4V258H3ZM3 259L0 258V264H8V263H6V260H5V259L3 260ZM165 259H166V258H165ZM77 260H78V259H77ZM116 260H117V259H116ZM206 260H204V261H206ZM211 260L213 261L212 258H211ZM262 260H264V259H262ZM208 261H210V260H208ZM212 261H211V262H212ZM48 262H49V261H48ZM67 262H68V260H67ZM80 262H81V261H80ZM134 262H135V261H134ZM206 262H207V261H206ZM211 262H210V263H211ZM214 262H215V261H213V263H214ZM24 263H25V261H24L23 263H22L21 261H18V262H17V264H24ZM32 263H33V262H32ZM65 263H66V262H65ZM138 263H139V261H138ZM176 263H177V262H176ZM176 263H175V264H176ZM229 263H231V262H229ZM11 264H12V263H11ZM13 264H14V263H13ZM116 264H117V263H116ZM165 264H166V263H165ZM171 264H172V263H171ZM215 264H216V263H215Z\"/></svg>",
  "mask_w": 264,
  "mask_h": 264
}]
</instances>
